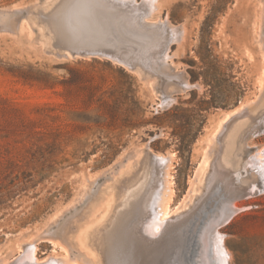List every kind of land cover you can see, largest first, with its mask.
<instances>
[{
	"label": "rangeland",
	"instance_id": "374dc122",
	"mask_svg": "<svg viewBox=\"0 0 264 264\" xmlns=\"http://www.w3.org/2000/svg\"><path fill=\"white\" fill-rule=\"evenodd\" d=\"M59 1L0 0V264L33 243L40 261L99 264L96 231L145 155L168 220L128 234L139 264H213L214 229L226 264H264V0ZM44 20L89 54L53 51ZM146 24L179 39L165 47ZM158 63L181 85L161 87ZM243 120L227 176L215 154Z\"/></svg>",
	"mask_w": 264,
	"mask_h": 264
},
{
	"label": "bare ground",
	"instance_id": "6f19581e",
	"mask_svg": "<svg viewBox=\"0 0 264 264\" xmlns=\"http://www.w3.org/2000/svg\"><path fill=\"white\" fill-rule=\"evenodd\" d=\"M67 1L68 0H60L54 6V8L57 10L60 9L61 7H63L65 5L62 3H66ZM132 3H134V0H78L77 5L80 8L86 7V9H89L90 11L91 10L94 11L96 9H99L100 7L104 8V10L107 11L108 9H110L112 7H118L119 5H129ZM98 5H102V6H98ZM152 9L153 8L148 7V12L150 13V11ZM40 14H41L40 22L43 25V11ZM44 21H46L45 22L46 23V29H47V31L49 33V37L52 41L51 49L53 51H60L62 53H65L66 55H76V56H79V55L82 56V55H88L89 54V53H83L79 50H76L77 48H72L68 44V41L70 39L69 34L60 35L59 33H57L55 31L54 27L51 25V22L49 20H44ZM140 23H143V21H140ZM145 26H146L145 29L149 28L147 30L158 31L160 33L162 40H163L162 44H164L165 47L169 46L170 43H174L175 41H178V39H179L178 30L170 28L167 25L150 26V25L146 24ZM163 49L164 48H162V50ZM160 54H162V53H160ZM90 55L95 56V54H90ZM101 56L106 57V58L122 65L123 67H125L129 71L137 70L139 72H142L144 75H146V73H147L146 70L140 69L139 66H137L135 63L123 61L119 58L112 56L111 54L104 53V54H101ZM163 56L165 57L166 55H163ZM163 59H165V58H163ZM152 63H154V62H152ZM158 64H159V66H156L155 68L151 69L152 67H154L152 65V67L149 69V73L152 76H155L157 80H159V84L161 85V87H164V86L170 85V84L171 85H178V86L181 85L182 80L180 78L172 77L171 75H169L167 73V70L164 69L162 64H160V63H158ZM155 65H156V62H155ZM236 113H237V111H236ZM244 122H245V120L241 121L240 123L238 122L237 124L232 126L230 129L226 128L224 130V133H223L224 134L223 145L221 146L220 149H219V147L217 149V150H220V152L215 150L216 152L219 153V155H217L218 157L216 158V154H215V158H214V159H217L216 160L217 166L218 167L220 166V168L223 167V169L226 170L225 171L226 173H227V169H229L230 167L236 166V164L238 163L235 161V158H234V154H235L234 136L239 132L240 127L244 124ZM218 145H219V143H218ZM212 156H214V155H212ZM154 162H155V159L153 157H150L149 155L143 156L141 161L139 162L138 168L134 172H131L128 176H126L118 184V187L115 189V192L113 193L110 211L107 213V215L104 217V219L99 224V227L96 231V235L94 238V248H95L97 257L99 259V264H139V262H137L135 260L136 258L133 257L135 255V250L132 249L133 246H132V243L130 242L128 234L133 233V232L137 233L140 231V233L142 234L140 236V239L141 240H148L147 238L149 237V233H150L149 227L151 228L150 229L151 232H155V230H156V233H157V230L159 229L157 226L159 217L160 218H166V216H167L166 204H167V200H168L169 196L167 195L165 197L163 194L160 199L158 198L159 194L157 193V190L159 188L158 189L156 188L157 183L154 182L156 179L153 181L152 177H154L153 171L154 170L156 171L157 170L156 168L158 166H160V164H159V161H157L158 166L155 167V165H154V167H153ZM240 162H242V160ZM253 163H254V160H253ZM154 164H156V162ZM215 164H216V162H215ZM209 165L214 166V164H209ZM259 165H261V164H259ZM237 167H240V166H237ZM247 167H248V165H247ZM262 167H264V166H262ZM153 168H154V170H153ZM261 168H260V171H261ZM212 170H215V169H213V167H212ZM212 170H211V173H212ZM224 170H223V172H224ZM245 170H246V168H245ZM262 172H263V168H262ZM214 173H216V172H214ZM224 173H222V174L225 175ZM208 174H209V172H208ZM222 174L220 173V175H222ZM228 174H229V172L227 173V176H228ZM262 174H264V173H262ZM208 176L210 177V175H208ZM216 177L217 176L215 175L214 178L217 179L218 177L217 178ZM206 178L207 179L205 182L207 183L208 177H206ZM232 179H234V178H232ZM160 181H162V180H160ZM156 182H159V180H157ZM208 182L210 183L211 181L208 180ZM161 183L162 182H160V185H162ZM215 183H216V181H215ZM155 184H156V186H155ZM206 185H203V186L201 185V187H203V189H204V186H206ZM222 185H223V183H222ZM157 187H161V186H157ZM242 187H245V186H242ZM208 188H209V186H208ZM223 189H224V187H223ZM240 189H241V187H240ZM253 191H255V190H253ZM254 193H256V192H254ZM228 203H230V202H228ZM193 205H191V207ZM202 206H203V204H202ZM233 208L237 209L238 207L235 208L233 206ZM157 210H158V212H157ZM159 221H161V219ZM162 221H163V219H162ZM209 224H211V223H209ZM153 227L155 228L154 230H153ZM205 227H207V226H205ZM161 230H163V228H161ZM160 232H162V231H160ZM219 234H221V233H219L217 231V229H214L213 234H211L212 237H211V241H210L211 242V250L210 251L212 252V256H213V264H226V254L228 252L225 253V251L221 247V243H220V236L221 235L219 236ZM154 236L152 235V237H154ZM178 239H180V238L178 237ZM183 239H185V238H183ZM180 241L182 242L181 239H180ZM152 246H155V245H152ZM36 252H37V246L34 243L27 245V247H25L23 253L19 254V257L17 256L18 258L16 257L17 258L16 264H69V262L66 259V256H63L64 257L63 259L59 258L58 256H51V257L46 258L44 261H40L38 256L36 255ZM206 260H207V258H206ZM161 261L163 262V259L162 260L157 259V264L161 263ZM207 263H208V261H207Z\"/></svg>",
	"mask_w": 264,
	"mask_h": 264
},
{
	"label": "snow or ice",
	"instance_id": "6c2138e0",
	"mask_svg": "<svg viewBox=\"0 0 264 264\" xmlns=\"http://www.w3.org/2000/svg\"><path fill=\"white\" fill-rule=\"evenodd\" d=\"M98 6H102V5H98Z\"/></svg>",
	"mask_w": 264,
	"mask_h": 264
}]
</instances>
